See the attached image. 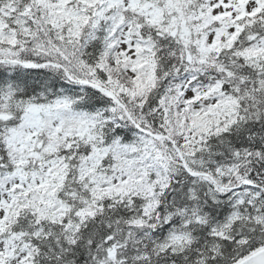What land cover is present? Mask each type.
Wrapping results in <instances>:
<instances>
[{"label":"snow or ice","instance_id":"6c2138e0","mask_svg":"<svg viewBox=\"0 0 264 264\" xmlns=\"http://www.w3.org/2000/svg\"><path fill=\"white\" fill-rule=\"evenodd\" d=\"M0 264H264V0H0Z\"/></svg>","mask_w":264,"mask_h":264}]
</instances>
